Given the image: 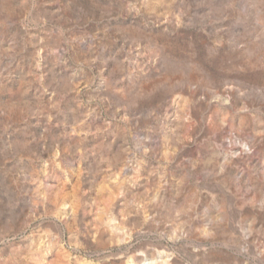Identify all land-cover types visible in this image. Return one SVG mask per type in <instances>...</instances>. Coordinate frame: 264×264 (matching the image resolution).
<instances>
[{"label":"rangeland","instance_id":"1","mask_svg":"<svg viewBox=\"0 0 264 264\" xmlns=\"http://www.w3.org/2000/svg\"><path fill=\"white\" fill-rule=\"evenodd\" d=\"M0 264H264V0H0Z\"/></svg>","mask_w":264,"mask_h":264}]
</instances>
